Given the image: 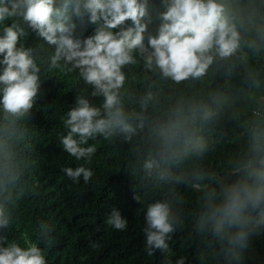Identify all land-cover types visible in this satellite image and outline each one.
I'll return each instance as SVG.
<instances>
[{
	"label": "clouds",
	"instance_id": "obj_1",
	"mask_svg": "<svg viewBox=\"0 0 264 264\" xmlns=\"http://www.w3.org/2000/svg\"><path fill=\"white\" fill-rule=\"evenodd\" d=\"M159 3L150 29V0H0V232L33 166L23 154L42 78L69 77L82 86L59 116L76 162L64 176L94 183L99 142L126 145L148 255L186 264L169 243L186 233L200 264H247L264 237V0ZM105 224L128 220L113 208ZM54 230L0 235V264H49L40 245Z\"/></svg>",
	"mask_w": 264,
	"mask_h": 264
},
{
	"label": "trees",
	"instance_id": "obj_2",
	"mask_svg": "<svg viewBox=\"0 0 264 264\" xmlns=\"http://www.w3.org/2000/svg\"><path fill=\"white\" fill-rule=\"evenodd\" d=\"M150 10L155 28L157 12L162 10L159 0H150ZM78 23L83 37L93 34L95 25ZM38 38L29 33L25 46L35 47ZM43 43V41H40ZM72 78L46 76L42 78L36 104L28 120L30 147L24 157L32 163L22 177L23 194L12 205L13 223L0 232L9 239L42 235L41 227H54L51 243L45 237L44 247L49 264H162L165 254L156 250L151 256L144 248L141 204L135 200L136 182L125 163L127 146L99 142L94 157L96 169L94 183L73 184L61 169L74 166V162L58 141L62 131L59 116L75 101L79 87ZM94 141H89L93 143ZM119 210L128 220L124 231L110 229L105 220L111 210ZM186 233H177L170 248L177 256L185 255L186 264H200L199 246L185 243ZM247 264H264V237L252 239ZM175 258V257H174Z\"/></svg>",
	"mask_w": 264,
	"mask_h": 264
}]
</instances>
